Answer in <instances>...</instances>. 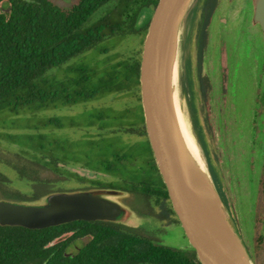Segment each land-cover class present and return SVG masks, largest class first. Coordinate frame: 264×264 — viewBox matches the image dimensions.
Listing matches in <instances>:
<instances>
[{
	"label": "trees",
	"instance_id": "1",
	"mask_svg": "<svg viewBox=\"0 0 264 264\" xmlns=\"http://www.w3.org/2000/svg\"><path fill=\"white\" fill-rule=\"evenodd\" d=\"M4 1L9 12L1 9L6 8L1 6ZM157 2L75 0L61 6L46 0H0V119L7 117L0 124V162L24 185L11 186L0 173L1 198L36 201L50 192L67 190L64 183L73 180L84 184L82 188L127 191L130 197L125 202L140 216L155 219L158 214L165 219L174 213L166 205L168 192L145 133L140 99V54L148 21L140 27L136 21L142 10L153 9ZM135 33L142 35L139 48L129 54L116 50L126 36ZM206 88L201 78L203 96ZM107 96H127L132 104L122 109L96 106L87 123L76 126H96L99 132L92 136L121 132L144 139H97L99 147L111 150L90 166L68 152L78 140L59 139L58 132L65 127L62 117H44L42 112ZM78 163L110 178L91 179L66 168ZM156 205L161 208L157 214ZM257 205L255 234L259 235L264 215L262 183ZM81 236H88V242L68 251ZM253 259L255 264H264V250L253 254ZM0 264L201 262L192 247L163 244L148 231L110 221L77 220L42 229L0 225Z\"/></svg>",
	"mask_w": 264,
	"mask_h": 264
},
{
	"label": "rangeland",
	"instance_id": "2",
	"mask_svg": "<svg viewBox=\"0 0 264 264\" xmlns=\"http://www.w3.org/2000/svg\"><path fill=\"white\" fill-rule=\"evenodd\" d=\"M46 1L61 6L70 5L75 2V0ZM194 1L188 6L182 16L179 28L180 57L178 60V71L182 75L183 82L186 79L180 104L182 105L190 128L193 127V130L201 141L210 163L211 172L213 170L215 174L213 176L212 172V177H214L213 179H215L216 186L224 198L229 215L235 222L237 230L249 251L252 243L251 226L253 222L254 202L258 189L256 183L259 179L264 178V155L261 154L263 147L260 145L263 139L260 134H257L256 129L259 125H252V120H254V123L258 120L256 116L258 107L255 106L254 111V103L252 104L251 101L255 97L257 89H261L264 94V71L261 70V63L258 62L259 69H256L255 74L248 76L240 70L238 76H236L237 71H239L238 62L233 59L228 63L225 57L222 54H218L215 49L212 52L208 49L205 50V53L199 58L196 33L198 27L192 29L190 33V7L194 4ZM1 6L7 7V3L4 1ZM220 12L223 13L222 9H220ZM226 33L229 36V32ZM253 34L255 40H258L259 45L263 46L264 33L261 28H255ZM141 36L139 33L126 36L116 50L123 54L134 52L140 46ZM210 44L213 45L211 38L208 42V45ZM253 56H255V53H253ZM222 57L228 63V67H230L228 70L233 75L229 83H227V86L219 75L221 67H223L222 65L225 64ZM225 69H227L226 66ZM206 75L209 77V80L207 79L209 90L207 95L203 96L200 89V79L202 77L207 78ZM256 98L260 100V96H256ZM131 104L132 100L130 97L126 96L119 99L117 96H107L83 105L76 104L70 108L46 109L42 114L44 117H62L65 127L59 130V139H65L66 143L72 140H78L77 145L74 144V148L68 152L72 151L75 154L73 156L83 163H89L90 166H93L98 157L103 154H108L111 150L106 145L99 147L96 141L97 139H108L112 137L113 139L134 142L144 138L138 134L121 132L117 133V135L92 136V134L96 135L99 132L96 126L91 128L77 127L76 123L85 122L86 124V120H88L90 114L98 110L96 106H112L117 109H122ZM6 118H1L0 124L4 120H7ZM70 122L75 123V125L70 127ZM240 122H242L241 126L246 130L244 133L246 136L244 137H240V129L238 126ZM49 134L51 135L52 132H49ZM89 139L95 141H85ZM242 146H244L245 154H242L244 152L241 148ZM138 150H142V147L140 146ZM89 159L91 160L89 161ZM80 165L83 164L66 165V168L87 178L109 179V177L103 174L89 171ZM0 173L9 180L11 186L24 187L23 183L17 179L16 173L1 162ZM63 187L68 190L82 188L85 185L70 180L65 182ZM0 199L32 202L29 200L5 197H0ZM124 199H127V196ZM166 205H171L169 200H167ZM153 211L156 214L159 212L156 207H154ZM156 219L151 217H145V219L139 218L136 224L140 225V230L148 231L156 240L163 244L178 248L191 247L180 223L175 221L177 219L175 213L170 212L168 218L165 219L157 214ZM134 220H136L134 214L126 212L124 222L134 223ZM80 244L81 241L78 239L68 248V251L73 252L76 249L75 247L80 246Z\"/></svg>",
	"mask_w": 264,
	"mask_h": 264
},
{
	"label": "water",
	"instance_id": "3",
	"mask_svg": "<svg viewBox=\"0 0 264 264\" xmlns=\"http://www.w3.org/2000/svg\"><path fill=\"white\" fill-rule=\"evenodd\" d=\"M193 1L158 0L153 9L142 10L137 18V27L148 21L139 74L145 133L172 209L201 264H255L229 215L212 177L208 157L192 127L202 158L208 165L209 181L204 184L206 192L228 224V235L237 249L210 223L193 199L172 120L167 88L170 47L176 31L179 34L182 16ZM202 1H194L190 7V33L198 27ZM253 7V21L264 30V0H253ZM1 9L9 12L10 7ZM126 196L129 198L130 193L124 190L91 187L50 192L32 202L0 199V225L42 229L77 220H101L140 228L136 221L145 219V216L138 215L125 202ZM126 212L134 214V223L124 222Z\"/></svg>",
	"mask_w": 264,
	"mask_h": 264
},
{
	"label": "flooded vegetation",
	"instance_id": "4",
	"mask_svg": "<svg viewBox=\"0 0 264 264\" xmlns=\"http://www.w3.org/2000/svg\"><path fill=\"white\" fill-rule=\"evenodd\" d=\"M220 9H222L223 13L220 12ZM253 11V0H203L200 13V22L198 23L197 31V45L199 58L202 57L203 53H205V50L208 49L212 52L213 49H215L218 54H222L225 57L228 63L233 59L238 62L239 71H237L236 76H238L240 70L245 72V75L248 76L255 74L256 69H259V63H261V70L264 71V45H259L258 40H255V36L253 34L255 32V28L261 27L258 23H255L253 21ZM262 31L264 33V30ZM226 32H229V36ZM210 38L212 39L213 45H208ZM253 53H255V56H253ZM226 61L225 64L222 65L223 67H221V72H219V75L222 77L221 79L225 81V85L227 86V83H229V80L231 79V77H233V75L228 70L230 69V67H228V63ZM225 66L227 67V69H225ZM202 78H204L205 85L207 86L206 93L204 95L206 96L209 90V77L207 76V78ZM256 96H260V100L257 99ZM251 102L252 104L254 103V111L255 106L258 107L256 111V116L258 117V120L256 123H254V120H252V125H259L256 130L257 134H260L263 139L260 142V145L263 147L261 150V154L264 155V94L262 93L261 89H257L256 95ZM238 124L240 129V137L246 136V134H244L246 130L243 126H241L242 122ZM254 144L256 145V143ZM241 148L244 151V146H242ZM242 154H245V151ZM80 166L86 168L89 171H95L93 169L87 168L86 166ZM98 173L110 178L108 174L102 172ZM261 183L264 184V178L259 179L257 181L256 184L258 189ZM258 189L256 191V198L254 202L253 211V222L251 226L252 243L249 247L252 259L253 254L256 256L257 252L264 250V215L261 219L259 235L255 234V227L257 223L256 221L258 220L256 217V206H258ZM155 207L158 208V211L160 212V206L156 205ZM155 220L157 219L155 218ZM85 237H87L86 240L84 239ZM79 240L86 244L89 240V237L81 236ZM78 247L79 246L75 248Z\"/></svg>",
	"mask_w": 264,
	"mask_h": 264
},
{
	"label": "bare ground",
	"instance_id": "5",
	"mask_svg": "<svg viewBox=\"0 0 264 264\" xmlns=\"http://www.w3.org/2000/svg\"><path fill=\"white\" fill-rule=\"evenodd\" d=\"M179 40V34L176 31L172 39L168 59V101L174 128L178 137V143L183 153L192 197L200 209L204 212V215L208 218L210 223L220 231V233L226 238L228 243L234 249H237L236 245L233 243V240L230 238V235H228V224L222 215L217 211L214 202L210 199L206 192L204 184L209 181L208 165L202 158L196 139L186 119L182 105L180 104V98L183 94V86L186 85V79L183 82L182 75L178 71V60L180 57Z\"/></svg>",
	"mask_w": 264,
	"mask_h": 264
}]
</instances>
